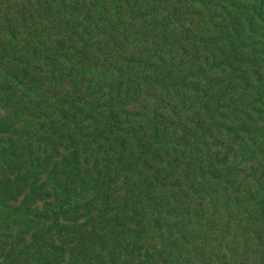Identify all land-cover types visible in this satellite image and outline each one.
<instances>
[{
	"label": "rangeland",
	"instance_id": "rangeland-1",
	"mask_svg": "<svg viewBox=\"0 0 264 264\" xmlns=\"http://www.w3.org/2000/svg\"><path fill=\"white\" fill-rule=\"evenodd\" d=\"M51 1L60 8L66 29L61 36L44 35L39 41L40 26L47 18L38 19L42 9L37 3L48 0H0V60L12 50L20 52V43L38 51L54 45L61 49L57 62L64 60L65 51L72 60L70 73L64 68L53 80L41 62L39 76L49 87L36 83L33 89L56 92L67 81L74 83L87 97V127L94 128L93 137L86 138L89 145L70 146L68 134L76 141L91 129L70 133L58 115L60 119L50 117L61 126L55 130L53 125L40 130L41 120L21 126L12 104L0 106V264H145L147 260L162 264L166 256L190 264L196 256L185 244L172 241L174 229L166 236L163 231L174 221L180 226L195 222L197 207L206 210L208 204L215 205L216 216L211 219L207 212L202 223L205 228L213 224V246L220 249L212 256L213 264H232L242 257V264H264V238L257 237H264V166L255 159H264V108L250 115L243 111L254 101L253 91L261 94L258 106L264 102V52L256 46L258 37H247L241 48L236 38L223 37L214 40L212 48L218 47L214 54L207 56L205 49L219 23L233 36L240 17L250 21L257 34L264 33V0H90L85 3L84 22L70 17L76 13L75 8L70 10L73 0ZM101 9L105 12L100 19ZM146 10L151 16L143 18ZM219 12L226 15L224 20ZM116 13L124 16L119 28L110 16ZM148 18L156 26H168L145 31ZM177 73H182L179 84H165ZM133 115L142 123L139 134L151 138L143 158L134 152L145 142L127 140L130 126L124 119ZM247 125L254 128L252 138ZM95 128L109 133L106 144L97 145ZM189 139L204 154L210 153V163L216 161V174L212 164L206 166L207 176L199 186L192 185L194 176L181 167ZM237 139H253L254 146L242 152L244 145ZM73 147L79 159L86 154L77 182L86 185L93 172L98 175L90 201L58 194L51 189L47 172L41 167L32 170L29 163L33 151L39 158L49 157L47 167L74 166ZM1 148L11 157L4 158ZM16 149H25L27 156L12 157ZM14 160L26 163L25 169L20 168L22 176H16L21 172L14 166L2 167ZM231 177L234 185L227 184ZM172 189L181 192L173 198ZM57 202L63 208L43 213ZM169 206L179 213L176 218V213L160 211ZM258 208L262 217L256 222ZM236 224L253 244L244 252L233 238L235 253H229L225 246Z\"/></svg>",
	"mask_w": 264,
	"mask_h": 264
},
{
	"label": "trees",
	"instance_id": "trees-1",
	"mask_svg": "<svg viewBox=\"0 0 264 264\" xmlns=\"http://www.w3.org/2000/svg\"><path fill=\"white\" fill-rule=\"evenodd\" d=\"M90 0H73L72 7H70V10L75 8L74 11L76 12L75 15H71V18H76V20L80 19L84 22V10H85V3L89 2ZM51 0H48V3H37L38 8L42 9V12L40 13L41 17L45 16L47 18L46 23L42 24L39 29V35L37 36L38 40L41 41L42 37L44 35H54V36H61V33L66 29V22L65 20H60L62 14L60 11V8L53 6L51 3ZM32 6V4H30ZM214 6V9L217 10L216 6ZM221 12L224 10V7H222ZM65 12V11H64ZM105 12L104 9H101L99 11V17L101 19L103 13ZM221 12L218 13V16H222L221 20H224L226 15L222 14ZM74 14V13H73ZM131 15L138 18L139 15H137L133 9H131ZM114 21V24L119 28L120 23L122 24L124 21V16L121 13H116L114 15H110ZM151 16L150 12L146 10L145 14L142 15L143 18ZM70 22V21H69ZM223 22V21H222ZM168 25L164 27H159L154 25V23L151 22L150 18L146 19V24H143L142 29L149 30V29H162L167 27ZM250 21L247 19L239 18L238 23L234 25V31L233 36L232 32L227 33L223 23H219L217 25V29L211 33V35L208 37L206 41V52L207 56L214 54L218 47L212 48V45L214 43V40L221 39L225 37L226 39L233 37L237 39L238 45L241 48L244 44V41L247 37H258L260 40L257 41L258 47H261L262 52H264V33L257 34L254 30H252L250 27ZM29 38V37H27ZM27 38H24V40H27ZM21 44V51L17 52L15 50H12L8 55L3 57L0 60V106H5L12 104L13 109H15V116L20 120L21 126L29 125L37 120H41L39 122V129L45 130L46 126H49L52 128L51 125H53V129L60 128L61 126L57 125L56 122H54L55 115L63 117V119H60V121L63 123L64 127L73 134L81 133V131L87 129H91L85 134H81L78 140L75 141V138L68 134V138L70 140V143L72 146L75 143L78 142H85L87 145L89 143L86 142V138L93 137V127H87L89 124L88 117L86 114V107L88 105L87 97L83 96L82 93L75 87V84L71 81H67V84L64 86L62 90L51 92L48 89H44L43 91L35 90L33 89L34 85L36 83H41L43 88H48L49 84L42 82V76H39V73L42 74L43 72V66L41 62L45 63V71L50 74V78L53 80H56L57 76H60L61 71L66 68L68 71V74L71 71L72 67V60L69 57V55H66V52L63 51V58L61 62L55 61V57L58 55V52L61 49L55 48L54 45H46L45 48L41 51L29 49L25 46L24 43ZM37 47L43 46V44L36 45ZM38 52H41L40 54H37ZM166 54V53H162ZM149 65V63H147ZM151 66V65H149ZM154 67V64H153ZM182 78V73L175 74L171 79H168L165 84H170L171 81L177 85L179 84L180 80ZM191 80V78H190ZM189 80V81H190ZM21 91V93L17 94V92ZM254 101L251 103V105L244 108V112H246L248 115L253 114L254 112L260 113L261 109L264 108V102L261 103V106H258V102H260V99H258V96H261V94L258 91H253ZM184 105H188V100L184 101ZM49 109L51 111L49 112ZM106 109V107H105ZM124 111V110H123ZM104 112V111H103ZM122 115L124 118H127L126 112H123ZM54 116L53 119L50 117ZM134 116V115H133ZM264 117V115H263ZM2 118L0 117V122ZM126 120L128 125L130 126L129 131V137H127V140L132 139L134 140L135 144L137 142L138 145L143 144L145 142V145L141 148H138L137 151L134 152V155L136 158H143L145 154V150H148L151 144V138H147L142 134H139L138 129L139 126L142 124L139 121L136 120V117H132L131 120ZM117 124V123H116ZM120 124V123H118ZM18 125V126H20ZM177 125H174L172 127V130ZM97 129V145L101 146V144H106V140L109 139V133L104 132L101 128H95ZM181 129V130H186ZM247 131L248 137H253V131L254 128L251 126L245 127ZM66 131V130H65ZM55 133V131H54ZM61 139H64V137L59 135ZM34 144V141H32ZM190 144L189 147L186 148V154L187 156L184 158V162L181 164L182 171L185 174H192L194 178L192 179V185L199 186L201 184V180H203L207 176V167L212 164V172L213 174H216L213 166L216 161L211 160L212 163L209 162L212 156L210 153L204 154L203 151L196 146L194 142H192L190 139L188 141ZM238 144H243L244 148H242V152L246 151L249 148H252L254 146L253 139H250L249 141H238ZM91 145V144H90ZM93 145V142H92ZM2 149V148H1ZM92 150V148H91ZM4 153V158L11 157L10 154L6 152V150L2 149ZM72 159L74 161V166L70 165H61L57 166V164H52L49 167H47V164L50 163L49 157L45 156V158H39L40 155L38 153H34L33 151L30 152V160L29 163L33 166H31L32 170H36L37 167H41L43 170L47 172L50 185L52 186L51 189H53L58 194H61L65 198H69L72 200H88L90 201L91 191H93L96 188V184H98V175L96 172H93L94 177L87 179V184L83 185L81 180L77 182L78 180V174H80L81 170V164L82 162L86 163V154H83V158L79 159V153L75 147L72 148ZM109 157H112L115 150L109 151ZM93 154V151L89 153L91 156ZM191 154V155H190ZM17 156H27V151L25 149H16L13 153L12 157ZM197 157V158H195ZM195 158V159H194ZM122 157L120 156V160ZM261 161L262 163H259L260 165L264 166V159L255 158ZM78 163V165H76ZM16 167L19 169L21 173H18L16 176H22V173H24L20 168L23 166L25 169L27 167L26 163L23 164L19 161H13V164H3V168H9V167ZM35 167V168H34ZM251 169V167H250ZM254 169V166H253ZM57 170L60 171V174L57 175ZM229 170L230 171H235ZM218 171V169H217ZM237 171H240L237 170ZM60 176L61 178H59ZM234 178L231 177L228 179V185H234ZM262 186V185H261ZM263 190L264 187L262 186ZM174 189H172V197H177ZM252 196L255 197V193L253 190L250 192ZM165 199L168 198V194H165ZM249 197L252 198L249 194ZM67 202V200L62 201ZM58 204H53L52 208L47 207L43 211L45 215L52 214V212H55L58 209L63 208V204L61 202H57ZM214 204H208V209H204L203 207H197L198 211L194 212V216L196 217L195 222H187L186 225L180 226V223L175 224V221L172 223H167L166 227L164 228L163 235L166 236V232L171 231L174 229L176 232V235L173 236L172 241H174L176 244L182 246L185 244V248L187 249L188 253H193L196 257L192 259L190 264H204L207 261L210 264H213L212 262V256L215 252H219L220 249L218 246H213V239L215 237V231L213 229V224H209L206 228L203 226V221H207V212H209L210 215L216 216V212L213 211ZM160 211L162 212H169L171 214H175V210L173 206L169 207H163ZM257 215L256 222H259L262 217V210L260 208L257 209ZM179 213H176L173 217H177ZM203 227V228H202ZM260 240H262L264 237L262 234H259L257 236ZM166 238V237H165ZM235 238L238 242H240V246L244 252H246V249L249 247L250 244H253V240L249 242L250 236L243 231V229L240 227L239 224L233 225L230 234L228 236V240L226 242V252L229 253H235L231 252V249L233 247L232 239ZM169 241V239H168ZM167 241V242H168ZM166 242V241H162ZM236 249V248H235ZM29 250V249H28ZM113 253L109 250V255H112ZM127 256V254H126ZM242 258H237L235 261H233L232 264H242ZM179 259H176L172 261L170 257H163L161 260L162 264H178ZM227 262V258H226ZM145 264H149V260L146 261ZM228 264V262H227Z\"/></svg>",
	"mask_w": 264,
	"mask_h": 264
},
{
	"label": "bare ground",
	"instance_id": "bare-ground-1",
	"mask_svg": "<svg viewBox=\"0 0 264 264\" xmlns=\"http://www.w3.org/2000/svg\"><path fill=\"white\" fill-rule=\"evenodd\" d=\"M14 119H15V118H14ZM14 119H13V120H14ZM11 122H13L12 119H11Z\"/></svg>",
	"mask_w": 264,
	"mask_h": 264
}]
</instances>
